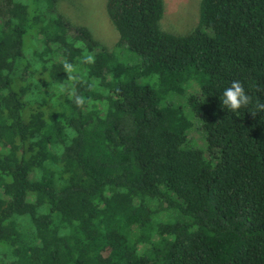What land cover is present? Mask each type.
<instances>
[{"label": "trees", "instance_id": "16d2710c", "mask_svg": "<svg viewBox=\"0 0 264 264\" xmlns=\"http://www.w3.org/2000/svg\"><path fill=\"white\" fill-rule=\"evenodd\" d=\"M58 1L0 0V264H264V0H200L188 36L107 0L111 48Z\"/></svg>", "mask_w": 264, "mask_h": 264}, {"label": "rangeland", "instance_id": "374dc122", "mask_svg": "<svg viewBox=\"0 0 264 264\" xmlns=\"http://www.w3.org/2000/svg\"><path fill=\"white\" fill-rule=\"evenodd\" d=\"M34 1L30 0L31 10L35 7ZM46 3V0H39ZM107 0H59L55 9L64 16L73 26L87 28L93 38L99 43L111 48L118 40L117 32L109 21L105 5ZM164 15L161 20L162 28L178 36L190 35L198 23L200 0H163ZM27 49V47H26ZM182 106L184 103L181 101ZM187 115L191 116L190 110L184 106ZM195 129L189 133L191 144L203 149L205 139L201 136L196 122Z\"/></svg>", "mask_w": 264, "mask_h": 264}, {"label": "clouds", "instance_id": "9594fccd", "mask_svg": "<svg viewBox=\"0 0 264 264\" xmlns=\"http://www.w3.org/2000/svg\"><path fill=\"white\" fill-rule=\"evenodd\" d=\"M92 59V57H88L89 61H92ZM71 68L72 66L70 64H65L66 70H70ZM252 103V96L245 91L244 85L239 80H233L230 86L223 90L221 104L224 108L234 113L241 108H247ZM254 109L255 110L251 112L253 117L259 112H264V102H261V100L257 98Z\"/></svg>", "mask_w": 264, "mask_h": 264}]
</instances>
